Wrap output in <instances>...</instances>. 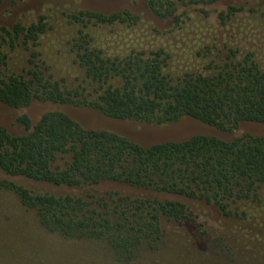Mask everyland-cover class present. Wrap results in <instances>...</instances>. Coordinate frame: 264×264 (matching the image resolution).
Returning <instances> with one entry per match:
<instances>
[{
    "label": "trees",
    "instance_id": "16d2710c",
    "mask_svg": "<svg viewBox=\"0 0 264 264\" xmlns=\"http://www.w3.org/2000/svg\"><path fill=\"white\" fill-rule=\"evenodd\" d=\"M217 1L149 0L148 7L159 19L183 24L182 8ZM239 11L229 7L219 18L227 22ZM72 20L82 26L74 51L84 73L72 89L46 76L47 68L28 74L11 69V53L23 44L37 46L46 33L43 19L0 26L3 104L87 107L111 119L155 126L191 118L229 133L243 123L264 124V66L254 52L214 55L206 48L198 52L199 68L175 75L164 48L142 45L114 53L85 31L138 26V16L81 11ZM18 121L21 135L0 126V192L15 195L47 233L101 244L115 264H139L147 252L159 251L163 223L193 221L194 204L216 208L226 219L263 223L264 136L224 141L198 135L145 147L116 133L84 129L63 112L46 113L37 123L27 115ZM16 179L64 192H34ZM215 242L227 245L222 235Z\"/></svg>",
    "mask_w": 264,
    "mask_h": 264
},
{
    "label": "rangeland",
    "instance_id": "374dc122",
    "mask_svg": "<svg viewBox=\"0 0 264 264\" xmlns=\"http://www.w3.org/2000/svg\"><path fill=\"white\" fill-rule=\"evenodd\" d=\"M149 0H0V26L11 29L17 24L30 26L41 19L46 23L37 46L20 45L10 55V66L17 73L48 69L70 89L82 84L83 69L77 64L75 44L80 38L72 15L81 11L111 15L128 11L140 18L134 27H97L85 30L95 44L111 52L134 46L164 48L172 56L173 74L195 70L202 60L198 52L210 48L213 54L238 50L240 56L254 52L264 66V0H219L182 8L183 24L154 16ZM229 7L240 11L227 22L219 18ZM203 54V52H202ZM239 55V54H238ZM215 56L210 57L211 60ZM33 62V63H32ZM36 66H39L37 69ZM63 112L84 129L108 131L145 147L167 142H183L194 136L216 137L224 141L252 135L264 136V124L243 123L235 132L218 130L191 118L155 126L108 118L96 110L73 105L34 102L15 109L0 101V126L12 135L24 133L19 118L27 115L37 123L46 113ZM1 174V173H0ZM2 177H6L2 174ZM34 192L59 193L47 184L16 179ZM193 221H165L164 241L159 251L146 253L139 264H264L263 223L240 222L224 218L211 206L194 204ZM245 230V232L243 231ZM222 235L227 245L216 243ZM220 245V247L218 246ZM218 247V248H217ZM0 264H115L103 245L89 241H66L43 230L32 212H27L11 193L0 192Z\"/></svg>",
    "mask_w": 264,
    "mask_h": 264
}]
</instances>
